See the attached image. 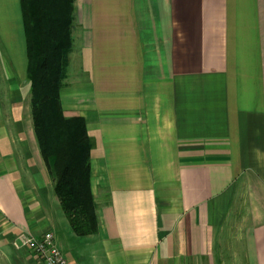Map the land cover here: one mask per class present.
Listing matches in <instances>:
<instances>
[{
    "label": "crops",
    "instance_id": "0c3cea01",
    "mask_svg": "<svg viewBox=\"0 0 264 264\" xmlns=\"http://www.w3.org/2000/svg\"><path fill=\"white\" fill-rule=\"evenodd\" d=\"M60 102L94 146L73 233L31 117L20 0H0V264H264V0H74ZM53 191V193H52ZM54 194V195H53Z\"/></svg>",
    "mask_w": 264,
    "mask_h": 264
},
{
    "label": "trees",
    "instance_id": "16d2710c",
    "mask_svg": "<svg viewBox=\"0 0 264 264\" xmlns=\"http://www.w3.org/2000/svg\"><path fill=\"white\" fill-rule=\"evenodd\" d=\"M26 39L31 117L40 156L73 233L97 232L91 191L93 140L81 117L64 115L60 90L72 49L74 0H20Z\"/></svg>",
    "mask_w": 264,
    "mask_h": 264
},
{
    "label": "built area",
    "instance_id": "2783aa9c",
    "mask_svg": "<svg viewBox=\"0 0 264 264\" xmlns=\"http://www.w3.org/2000/svg\"><path fill=\"white\" fill-rule=\"evenodd\" d=\"M12 246L16 251L30 252L37 259L38 264H67L50 232L38 238L21 233L13 240Z\"/></svg>",
    "mask_w": 264,
    "mask_h": 264
},
{
    "label": "rangeland",
    "instance_id": "374dc122",
    "mask_svg": "<svg viewBox=\"0 0 264 264\" xmlns=\"http://www.w3.org/2000/svg\"><path fill=\"white\" fill-rule=\"evenodd\" d=\"M66 76V75H65ZM64 81V80H63ZM52 193H53V191H52ZM54 195V194H53Z\"/></svg>",
    "mask_w": 264,
    "mask_h": 264
}]
</instances>
